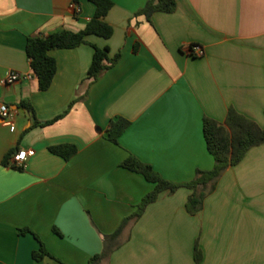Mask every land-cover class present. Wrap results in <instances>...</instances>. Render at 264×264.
<instances>
[{"label":"crops","instance_id":"crops-1","mask_svg":"<svg viewBox=\"0 0 264 264\" xmlns=\"http://www.w3.org/2000/svg\"><path fill=\"white\" fill-rule=\"evenodd\" d=\"M111 1L112 37L51 51L56 74L40 91L27 39L80 31L95 6L78 0L77 15L73 0H0V104L15 127L0 119V264H88L153 189L120 166L128 156L186 183L214 166L204 117L223 122L232 107L264 128V0H175L174 13L150 22L136 15L147 0ZM91 45L108 48L110 58L121 52L95 81L86 78ZM192 45L201 56L186 53ZM12 72L31 78L5 85ZM119 118L130 124L116 145L106 136ZM58 145L76 154L65 161L49 150ZM22 150L24 166L13 168ZM190 193H161L99 264H196V241L198 264H264V144L222 174L195 215L185 208ZM40 242L49 256L35 261Z\"/></svg>","mask_w":264,"mask_h":264},{"label":"trees","instance_id":"trees-1","mask_svg":"<svg viewBox=\"0 0 264 264\" xmlns=\"http://www.w3.org/2000/svg\"><path fill=\"white\" fill-rule=\"evenodd\" d=\"M88 1L95 6V13L84 29L77 32L62 30L44 37H31L27 39L25 47L26 55L32 73L37 78L38 89L40 91H45L50 87L56 74V61L50 55L51 51L72 49L82 44H89L86 38L90 35L103 39L112 37L113 28L105 21V18L113 7V2L111 0ZM73 2L78 3V0H73ZM175 10V0H147L145 6L136 15L144 16L150 22L152 15L157 12L171 14ZM91 46L94 52L86 78L95 81L104 70L109 69L118 62L121 52L119 51L110 58L108 48ZM136 51L137 45L134 46V53ZM20 106L33 114L31 105L28 102H21ZM51 122L46 124H50ZM129 124V121L123 118L110 121L107 129V140L118 145L120 136L125 132ZM202 129L206 148L214 159V166L209 171L197 170L194 178L189 182L177 184L164 180L150 165L140 161L133 155L128 156L121 163L120 166L122 168L141 175L147 182L153 185V189L142 198L136 206L135 212L124 219L112 235L105 237L102 252L93 256L88 264H99L102 260L108 258L112 251L118 247L117 244L113 243L125 226L140 218L146 207L156 202L163 192L174 194L180 188L190 190L191 193L187 198L185 208L189 214H197L202 209L205 198L216 189V185L222 174L228 168L238 165L249 150L264 144V128L232 107L228 109L223 122L204 117ZM49 150L53 154L62 157L65 161L76 154V148L73 145L53 146ZM19 232L20 234L31 233L28 229H21ZM33 236L38 240L34 234ZM47 256L49 254L40 242V247L32 253V258L35 261H40ZM201 258V251L196 241L194 247L196 264L201 261Z\"/></svg>","mask_w":264,"mask_h":264},{"label":"built area","instance_id":"built-area-1","mask_svg":"<svg viewBox=\"0 0 264 264\" xmlns=\"http://www.w3.org/2000/svg\"><path fill=\"white\" fill-rule=\"evenodd\" d=\"M70 9L75 13L79 14L80 13V8L79 6L75 3L72 2L70 4ZM186 53L188 55H195V56H201L202 51L198 46H192L188 47L186 49ZM31 78L30 75H20L16 72L8 73L3 80V83L5 85H10L13 84L21 79H29ZM0 119L2 120L3 124L9 127V130L11 132L14 131V113L11 110V108L6 105V104H0ZM29 152L26 150L19 151L17 154H15L12 157L11 160V166L16 167V168H22L24 166V161L26 160V157L28 156Z\"/></svg>","mask_w":264,"mask_h":264}]
</instances>
